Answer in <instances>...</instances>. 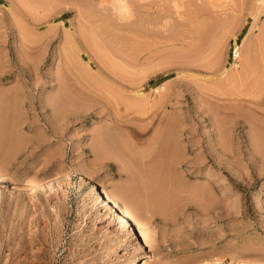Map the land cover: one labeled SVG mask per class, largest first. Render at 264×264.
Segmentation results:
<instances>
[{"label": "rangeland", "instance_id": "1", "mask_svg": "<svg viewBox=\"0 0 264 264\" xmlns=\"http://www.w3.org/2000/svg\"><path fill=\"white\" fill-rule=\"evenodd\" d=\"M0 78V264L18 247L31 264H264V0H0ZM138 92L145 113L125 106ZM103 132L143 161L99 154ZM34 174L53 184L24 188ZM145 180L172 192L135 214L134 249L88 191Z\"/></svg>", "mask_w": 264, "mask_h": 264}, {"label": "bare ground", "instance_id": "2", "mask_svg": "<svg viewBox=\"0 0 264 264\" xmlns=\"http://www.w3.org/2000/svg\"><path fill=\"white\" fill-rule=\"evenodd\" d=\"M255 14V13H254ZM124 16V15H123ZM121 25V24H120ZM125 25V24H124ZM123 26V25H122ZM124 27V26H123ZM143 31V30H142ZM68 32V31H67ZM114 32H116V31H114ZM118 33V32H117ZM137 34H138V32H137ZM68 35V34H67ZM136 35V34H135ZM140 35V34H139ZM144 35V34H143ZM143 35H141V36H143ZM128 37L130 36V35H127ZM140 36V37H141ZM126 37V36H125ZM128 37H126V38H128ZM136 37H138L137 35H136ZM139 37V38H140ZM69 38V37H68ZM119 39V38H118ZM131 39V38H130ZM132 39H134V38H132ZM141 39V38H140ZM71 40V42H73L72 41V37H71V39H69V41ZM126 40V39H125ZM125 40H124V42H125ZM135 41H137L138 40V42H140L139 41V39H137L136 40V38L134 39ZM233 40V39H232ZM126 41H128V40H126ZM133 41V40H132ZM123 42V41H122ZM138 42H137V44H138ZM233 42V41H232ZM74 43V42H73ZM133 43V42H132ZM136 43V42H135ZM134 43V44H135ZM142 43V42H141ZM140 43V44H141ZM234 43V45H236V43L235 42H233ZM130 44H131V40H130ZM142 46V45H141ZM139 47H140V45H139ZM237 48V49H236ZM235 48V50H234V54H235V56L237 57V56H240L239 55V52L237 53V51H238V48L239 47H236ZM242 57L243 56H241L240 58H241V60H242ZM244 60V59H243ZM242 60V61H243ZM246 60V59H245ZM244 60V61H245ZM248 60V59H247ZM247 60H246V62H247ZM136 61H137V59H136ZM141 61V60H140ZM241 61V62H242ZM245 62V64H243L244 65V68L246 67V66H248V62L246 63ZM143 63V62H142ZM142 63H140L139 62V64H142ZM246 65V66H245ZM251 65V64H250ZM238 66V65H237ZM253 65H251V67H252ZM250 67V66H249ZM240 68V67H239ZM243 68V69H244ZM247 68V67H246ZM246 68H245V70H246ZM237 69V68H236ZM235 69V70H236ZM240 69H242V65H241V68ZM240 69H238V71L237 72H239L240 71ZM248 69V68H247ZM225 68H224V71L221 73V75H225V79H226V81H231L230 79H232V80H237V79H239L240 78V74L238 75L237 73V77H239V78H236V76H233V75H235V71L234 72H232V73H234V74H228L227 75V73H228V71L229 72H231L230 70H228L226 73H225ZM249 70H250V68H249ZM246 72V71H245ZM95 73V72H94ZM220 73V72H219ZM93 74V73H92ZM233 77H235V78H233ZM221 78V77H220ZM1 79V78H0ZM223 79V78H222ZM222 81H225L224 79L222 80ZM160 86H162V84L160 85ZM157 87V86H156ZM163 87H164V85H163ZM262 89V88H261ZM136 93V92H135ZM159 93H161L160 91L159 92H157V94L158 95H160L161 96V94H159ZM152 94V93H151ZM65 95V94H64ZM134 96H138V97H136V99H137V101H135V100H133L134 99V97L133 98H131L133 101H134V103H132V102H130L131 103V105H129V104H126L125 106H127V108H128V106H131L130 108H133L132 110L135 112H138V113H145V112H147V111H149L148 109V107H146V105H145V102H147V99L145 100V102L144 103H141L142 102V99L144 100L145 98L144 97H140V93L138 92L137 94H135ZM143 96V95H142ZM157 96V95H156ZM147 97V96H146ZM151 97V96H150ZM67 98V97H66ZM153 98V97H152ZM151 98V99H152ZM161 98V97H160ZM159 98V99H160ZM129 100V101H132V100ZM151 99H150V101H151ZM156 99V98H155ZM138 101H140V102H138ZM159 101V100H158ZM154 102H156V100H154L153 101V103ZM147 104V103H146ZM149 104V103H148ZM145 105V107H143ZM149 106V105H148ZM150 106H152V104L150 105ZM149 106V107H150ZM129 108V113L132 111L131 109ZM152 107H150V109H151ZM125 110V109H124ZM128 110V109H127ZM131 110V111H130ZM125 114V113H124ZM261 114V113H260ZM263 114V113H262ZM261 114V116L264 118V116ZM127 115V114H126ZM119 117V116H118ZM140 118V117H139ZM127 119V118H126ZM129 119V118H128ZM127 119V120H128ZM132 119H134V117H132ZM135 119H136V117H135ZM137 119H138V117H137ZM140 119H142V118H140ZM117 122V121H116ZM116 122H114V123H116ZM117 125L119 124V125H121L120 124V121H119V123H116ZM117 125H114V127L115 126H117ZM264 126V125H263ZM121 127H122V125H121ZM164 128V127H163ZM264 128V127H263ZM263 128H261L260 127V130H261V132L262 133H264V131H262V129ZM131 129V128H130ZM161 131H162V129H161ZM158 132V131H157ZM264 135V134H263ZM100 136V137H99ZM98 137H99V140H98V143H97V141H96V149H97V151H99V154H101L102 156H104V157H107V158H112V157H115V158H118V157H124V158H126L128 161H130L131 163H135V162H137V161H135L136 159H137V155L135 154V152L131 149V147H129V146H131L126 140H124V138L123 139H121L120 137H118V135L117 134H113V135H111L110 133H105V132H103L101 135H99ZM155 136H156V134H155ZM154 140H152L153 141V143H152V147H153V145L156 147V149L159 151V152H161V155L162 154H168L169 152V148H168V146H165L163 143H162V140H164V139H161V135H158L157 137H155V138H153ZM129 144H127V143ZM106 143V144H105ZM149 147H151V145L149 146ZM173 147V146H172ZM149 149V148H148ZM152 149H154V147L153 148H151V150H149L150 152H152ZM155 149V150H156ZM172 150V149H171ZM148 151V150H147ZM148 151V152H149ZM155 153V152H154ZM143 154H145V153H143ZM143 154H141V155H143ZM148 153H146L145 155H147ZM149 155V154H148ZM160 156V155H159ZM146 157V156H145ZM139 158H140V155H139ZM137 159L138 161H140L141 159H142V161H143V158H140V159ZM141 161V162H142ZM139 163V162H138ZM132 165V164H131ZM134 165V164H133ZM132 165V166H133ZM140 165H141V163H140ZM139 165V166H140ZM139 166H137V167H139ZM136 167V168H137ZM153 167V166H152ZM154 168H155V166H154ZM153 168V169H154ZM143 168H138V170H136V171H134V172H132L131 171V175L130 176H132V178L131 179H136L139 175H141L143 172V170H145V168L142 170ZM152 169V168H151ZM149 170L150 169H148V174H149V176L152 174H150L149 173ZM155 170V169H154ZM153 170V173L155 172ZM145 171V172H146ZM146 172V173H147ZM150 172H151V170H150ZM79 173V175H78V180H79V182H80V184H83V183H86V179H85V176L82 174V173H80V172H78ZM146 173L145 174H142V175H145L146 176ZM168 173V172H167ZM154 174H156V173H154ZM67 175V174H66ZM148 176V175H147ZM0 177H2L1 175H0ZM147 178V177H146ZM148 179V178H147ZM54 179H52V178H47V177H45V176H38L37 174H34L33 176H31L30 177V179L29 180H27V182H29L28 184H27V182L26 183H23V184H21L24 188H26L27 189V186L28 185H30L31 186V188L32 189H41L42 187H46V186H49V185H51V184H53V181ZM146 181L147 180H145V182H143L142 181V183H140L141 185H139V183L138 184H136V186H133V187H118V189L117 190H115V192H110V193H108V192H98L97 191V189H95V187L93 186V183H90V189H89V191H88V193H91V192H94L96 195H97V197H98V200H99V202L101 203L100 205L101 206H103L104 208H106L107 209V211L108 210H114V212H116V216H117V223H118V226L120 227V230H121V232L122 233H126V231H127V229L129 230L130 229V232H129V235H128V238L130 239V241H131V243H132V245L134 246V249H138L139 248V238H140V236L141 235H144V233H143V231H142V227H141V224L136 220L135 221V218H136V216H135V214L137 213L139 216H142V214H143V212L144 211H146V210H148L147 208H149L150 207V209H152L153 210V212H155V213H165L166 212V205H167V202H168V200H169V196H171V192H172V190H171V187H169V186H171V184L167 181V180H161L160 182L158 181V184L156 185V186H152V184L149 186V183H148V185H145V183H146ZM149 182V181H148ZM151 182V181H150ZM154 183H155V180H154ZM27 184V185H26ZM147 184V183H146ZM154 185V184H153ZM173 185V184H172ZM175 190V189H174ZM38 191H32V195H35V193H37ZM130 197H133L134 199H133V201L131 202V203H133V205H134V210H132V209H129V207H127V206H125L121 201L122 200H124V201H127V200H129V199H131ZM138 197V198H137ZM139 197H141V198H139ZM137 199V200H136ZM139 199V200H138ZM96 199H94V201H95ZM131 201V200H130ZM149 209V210H150ZM138 216V217H139ZM19 250H20V248L18 247V248H15L12 252H10V254L8 255V261L7 260H5L4 261V263L3 264H31V261H29L27 258H26V256H24L23 258H19ZM245 264H259V263H257V262H255V261H253V262H251V263H249V262H247V261H243ZM124 264H135V258L134 257H131V258H129Z\"/></svg>", "mask_w": 264, "mask_h": 264}]
</instances>
